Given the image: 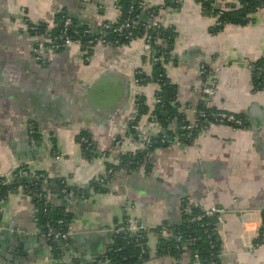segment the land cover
<instances>
[{
	"label": "crops",
	"instance_id": "1",
	"mask_svg": "<svg viewBox=\"0 0 264 264\" xmlns=\"http://www.w3.org/2000/svg\"><path fill=\"white\" fill-rule=\"evenodd\" d=\"M118 1L0 0V182L19 167L41 177L40 188L52 194L50 207L70 217L71 247L62 249L60 259L67 264H99L113 244L112 229L128 215L148 229L180 223L184 200L193 210L215 205L227 211L221 222L210 220L219 237L212 264H264V242L248 246L264 214V82L256 85L254 75L255 64L264 58V10L247 12L245 22L230 17L216 29L214 11H234L239 2L142 0L172 28L169 47L157 46L171 54L162 66L174 89L175 109L160 112L166 113L161 114L165 121L154 128L157 144L149 156L131 172L116 169L101 183L121 153L132 156L141 148L128 128L133 121L144 127L155 113L160 89L155 62L136 38L120 45L42 50L46 62L41 63L22 19L27 16L54 32L60 25L57 10L63 9L80 24L99 26L118 19ZM203 62L218 66L209 97L198 73ZM138 68L147 76L141 85L134 82ZM138 96L146 106L140 116ZM203 104L243 117L245 127L214 124L194 141L178 140L182 121H194ZM29 123L37 131L34 142ZM80 135L92 140L97 154L105 151L107 159L85 157ZM64 178L76 195L61 193ZM27 184L9 178L0 186V224L25 244L15 237L0 241V264H52L55 259ZM158 238L148 233V257L140 264H195L188 251L179 259L158 253Z\"/></svg>",
	"mask_w": 264,
	"mask_h": 264
},
{
	"label": "built area",
	"instance_id": "2",
	"mask_svg": "<svg viewBox=\"0 0 264 264\" xmlns=\"http://www.w3.org/2000/svg\"><path fill=\"white\" fill-rule=\"evenodd\" d=\"M239 0H233L231 3L234 5H237ZM135 5L138 8H145V3L141 1H136ZM119 7V6H118ZM133 9V6L130 7V10ZM257 9H263L264 10V2L262 1L260 5L257 7ZM225 8H220V10H217L214 13V27L219 28L222 27L223 21L221 19V16L224 13ZM57 14L60 18V25L58 26L57 31L52 32L49 28L42 25L41 22L31 20L27 16H24L22 19L23 28L25 31L31 32L34 38V58L41 63H45L46 59L44 58L42 54V50L45 51H59L62 49H65L72 44H79L81 46H84L85 48H92L96 45H103V46H111L115 43H118V39H115L114 41L110 40L106 37V30L112 29L113 32L116 33L117 36H120L121 38L125 40H133L134 33L132 31L133 28V21L127 22V21H104L101 23V25L95 26L92 24H80L74 22L73 18L66 13L63 9H58ZM157 10H149L148 11V24L142 23L141 26L144 28V34L140 37L143 41V48L145 52H149L151 55V59L153 62H162L166 59L168 60L171 58V54L169 56H166L163 52H158L157 49L153 46V41H158L160 34L159 28L165 27V28H171L169 25H165L159 20V15ZM114 23V25H113ZM153 29L154 34H151L148 32V30ZM172 29V28H171ZM170 38V36L168 37ZM166 60V61H167ZM218 66L215 64H208L206 62H203L199 65L198 73L201 77V90L203 94L206 97H209L213 94L214 89V81H213V74L215 71H217ZM255 70V78L258 80H261L264 78V62L260 63L258 65L254 66ZM143 71L141 69H135L134 70V82L136 85H141V83L144 80V77L141 76ZM161 75L158 78V81H161ZM140 96H138V99ZM155 103H162V98L160 95H156L155 97ZM195 120L194 121H182V131L179 135L178 140H185V141H194L197 136L207 129L210 125L214 124H222V125H230L233 127H239L244 128L245 127V120L243 117L236 115L232 112L223 111V110H215L211 109L206 105H201L195 110ZM157 124V117L156 114H152L149 117V120L147 121L146 125L144 127L140 126L138 121H133L130 123L128 131L136 136V139L140 143V150L145 149V156H149L150 154V148L153 145L154 140V128ZM29 133L31 135V141L34 142L36 139V128L32 123H29ZM78 142L80 145V148L82 150V153L85 155V157H88L90 160L94 159L95 154H97L95 151V146L92 142V140L85 135H80L78 138ZM162 142H165V139H162ZM121 144L120 140H116L114 143V147L119 149ZM97 156L101 159H107L108 155L105 151H101L97 154ZM55 157L59 158L60 155L55 153ZM139 166V161L136 162L132 160L131 158L128 159L126 162L121 164L120 157L116 158L113 164H109L108 167L105 169V176L103 175L101 178H99V182H104L106 175L110 176L112 173L115 172L117 167H120L121 170H123L125 173H129L132 170L136 169ZM22 177H28V184H27V191L28 193L38 202L42 204V212L44 214H47L48 207L50 206V198H51V192L42 190L41 188H38V182L40 181L41 177L38 175L33 174L30 172V170L26 167H19L17 168L13 173L11 177L5 178L0 182V186L3 184L8 183L9 178L11 179H17L19 180ZM62 185L64 186L61 189V193L64 195V197H70L74 196L77 193L75 190L71 189L70 187H67L66 185L68 182L67 178H64L61 180ZM79 197H84L83 193L78 195ZM191 204L189 200H184L181 206V213L185 216V219L187 218V215L190 217L187 218L191 221L198 222L200 226L204 228V231H208L206 228L208 225H211L210 217L215 215L217 217V222H221L224 214L227 212L225 208L220 206L212 205L204 210H199L197 212L192 211ZM207 220V222H204ZM64 223L63 220L57 221V226H54L53 223L46 222L44 224L45 227V236L47 240L50 242V245L53 249V257L55 258L52 264H67L66 262H62L61 259V252L62 249L70 248V232L68 230V223L66 228L62 227L61 225ZM179 224V223H177ZM177 224H171V223H162L160 225H157L155 227H152L150 229L145 228L143 224L137 221L136 217L134 215H128L125 219L123 224L116 226L112 229L113 237L120 236L124 241L125 245L127 244H136L140 247V255H142L147 247H146V238L149 232H154L158 236L163 237H174L176 240L181 239V235L178 233V230L176 228ZM4 226L0 224V230H3ZM209 235V232H208ZM195 240V237H187L186 242L192 243ZM264 242V214L262 216V219L260 218V221L258 222V225L256 227V232L254 233V239L250 241L248 246H258L261 243ZM119 246L115 249V251H121L123 247L125 246ZM213 243L210 241V247L213 248ZM176 248L178 246L176 245ZM158 250H163L159 246H157ZM101 259L98 260L99 264H110V258L107 256H100ZM193 262L195 264L198 263V253L195 252L193 255ZM126 259V257H124ZM213 262H210L212 264ZM117 264H123L122 262H119Z\"/></svg>",
	"mask_w": 264,
	"mask_h": 264
},
{
	"label": "trees",
	"instance_id": "3",
	"mask_svg": "<svg viewBox=\"0 0 264 264\" xmlns=\"http://www.w3.org/2000/svg\"><path fill=\"white\" fill-rule=\"evenodd\" d=\"M136 1H139V0H119L118 1L119 17L116 20L117 22L133 21V24H132L133 25L132 31L134 33L133 39L140 38L144 34V28L141 26V24L142 23L148 24V17H149L148 11L151 10V9H146V8L144 9L138 8L135 5ZM262 1L264 2V0H239L240 6L237 9H234V11H227L226 9L224 10L223 15L221 16L223 24L224 22L230 20L229 19L230 17H235L237 19L240 18V21L245 22L246 21L245 14L247 12H250V11L252 12L253 10H256ZM131 6H133L132 10H130ZM231 6L232 8H235V6L233 5ZM217 10H220V8H218ZM73 20L74 22H76L75 19ZM220 28L221 27L216 28V29H220ZM57 29L58 27H56L55 32L57 31ZM159 31H160V34L163 35V36L159 35L160 42L153 41V46L155 47V49L158 50V52H159L158 48L160 47V45L157 46V44L162 43L163 46L169 47V44L172 41V35H173L171 28L161 27L159 28ZM148 32L151 34H154V30L151 28L150 30H148ZM29 33L32 34L31 32ZM105 34H106V37L112 41H114L115 39H118V43H115L114 45H120V44L127 43L132 40V39L125 40L121 38L120 36H117L116 33L112 31V29L106 30ZM169 36L170 38H168ZM166 56H169V54L166 53ZM166 60L162 62H155L154 64V74L156 77V81L158 82L159 87H160L157 94L160 95L162 98V103L156 104L155 114L157 117V124H161V125H164L165 117H163L160 112L163 109L169 110V112L175 109L171 105L173 96H174V89L168 83V80L165 77L164 69L162 66V64H164ZM263 62H264V58L260 62L256 63L255 65H258ZM160 75L162 78H161V81H158V78L160 77ZM254 75H255V70H254ZM141 76L144 77V80L141 83L143 84L147 80V76L145 74H142ZM263 82H264V78H262L261 80H258L255 78L256 85L260 86L263 84ZM143 100L144 98L140 96V98L137 101L139 116L142 115L146 110V106L144 105ZM36 137H37V134H36ZM155 144H157V142L154 139L153 145L149 149L150 151L153 149ZM144 152H145V149L139 150L132 156L127 153L125 154L121 153L119 155L121 159V164L126 162L130 158L136 162L141 161V159H143V156L145 155ZM119 168L120 167H117V169ZM41 184H42L41 181H39L37 187L40 188ZM2 190L3 189H0V192ZM37 206H38V220L41 226H43L46 222L53 223L54 226H57V221L63 220L64 223L61 226L66 228L67 221L70 219L68 215L59 214L57 210H53V208H51L50 206L48 207L47 214H44L42 212V204L39 201L37 202ZM192 211L195 213L198 210H192ZM188 217L190 216L187 215V218ZM187 218L185 219V216L183 215L181 222L176 225L178 233L181 235V239L176 240L174 237L172 238V237L159 236L157 246H159L163 250L157 249V252L158 253H170L175 258L179 259V256L184 251H188L191 255L192 263L194 259L193 255L195 252H197L198 253V263L197 264H210V262L214 263V261L216 260L217 252L219 248V237L218 235L215 234V231H213V225L212 224L208 225L206 227L208 231L206 232L204 231V228L200 226L198 222L191 221L190 219L187 220ZM207 220L210 221L209 219ZM207 220H205L204 222H207ZM208 232H209V235H208ZM189 236L195 237V240L192 243L186 242V239ZM210 241L214 245L213 248L210 247ZM123 245H125V241L120 236L114 237L113 244L108 250V252L106 253V256L109 257L111 260L110 264H117L119 262H122L123 264H140L146 261L148 257L147 249L142 255H140L139 245L132 243V244L125 245L121 251H115L117 247L123 246ZM176 245L178 246V248H176ZM124 257H126V259H124Z\"/></svg>",
	"mask_w": 264,
	"mask_h": 264
},
{
	"label": "water",
	"instance_id": "4",
	"mask_svg": "<svg viewBox=\"0 0 264 264\" xmlns=\"http://www.w3.org/2000/svg\"><path fill=\"white\" fill-rule=\"evenodd\" d=\"M162 115L166 114V113H161ZM20 181H28V177H22L19 179ZM210 220L213 221L214 223L217 222V217L215 215L210 217ZM78 235L74 234L72 235V238H76ZM12 237H15V240L18 241L19 245H25L23 241L20 240V236L18 233L16 232H10V231H5V230H1L0 231V241H5V242H9L10 239H12ZM27 239V237H25Z\"/></svg>",
	"mask_w": 264,
	"mask_h": 264
}]
</instances>
